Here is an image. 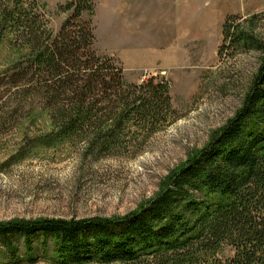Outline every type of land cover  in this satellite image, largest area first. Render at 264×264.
<instances>
[{"label":"rangeland","instance_id":"1","mask_svg":"<svg viewBox=\"0 0 264 264\" xmlns=\"http://www.w3.org/2000/svg\"><path fill=\"white\" fill-rule=\"evenodd\" d=\"M93 1V16L81 19L91 21L96 53L112 58L125 84L165 81L170 111L153 124L129 120L109 151L90 149L83 137L40 142L51 130L49 112L32 69L13 75L28 47L18 33L6 32L0 41V225L129 214L235 116L264 58L243 46L217 54L223 22L232 15L264 45V0ZM65 2L38 0L36 11L52 35L71 14L59 9ZM9 239L13 251L0 242V264H13V253L25 251L23 234ZM41 240L38 230L30 238L36 263L22 264L42 263ZM231 253L225 245L215 251L220 259Z\"/></svg>","mask_w":264,"mask_h":264},{"label":"trees","instance_id":"2","mask_svg":"<svg viewBox=\"0 0 264 264\" xmlns=\"http://www.w3.org/2000/svg\"><path fill=\"white\" fill-rule=\"evenodd\" d=\"M65 1L59 9L71 14L52 35L36 11L38 0H0V41L6 32L18 33L28 47L12 68L16 77L32 69L38 86L29 87L39 90L49 112L51 130L38 140L83 137L90 149L109 151L134 117L142 124L166 118L168 86L154 78L125 84L112 58L96 53L91 21L81 19L93 16L94 1ZM240 19L225 18L217 54L226 46L264 53V45L239 27ZM243 100L220 132L129 214L1 224L7 252L14 248L9 237L24 235L25 251L13 253V264L36 263L30 238L38 230L41 264H264V58ZM224 245L232 255L220 259L215 251Z\"/></svg>","mask_w":264,"mask_h":264}]
</instances>
